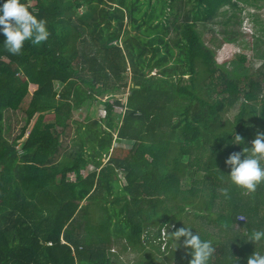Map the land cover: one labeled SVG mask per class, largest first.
I'll return each instance as SVG.
<instances>
[{
  "label": "trees",
  "instance_id": "16d2710c",
  "mask_svg": "<svg viewBox=\"0 0 264 264\" xmlns=\"http://www.w3.org/2000/svg\"><path fill=\"white\" fill-rule=\"evenodd\" d=\"M168 1L170 12L180 13L182 0ZM24 2L47 21L49 37L39 46L25 42L12 55L0 35V264H111L109 248L119 238L144 250V219L157 227L150 238L159 241L150 246L155 255L160 229L173 227L167 256L159 260L144 250L138 264L171 257L188 264L183 238L171 235L184 225L213 242L209 264H247L254 251L264 253V243L242 240L245 232L264 230V182L253 192L242 189L224 163L264 132V78L217 65L194 28L237 0H192L181 21L174 14L172 27L163 6L148 12L144 0ZM83 5L92 15L78 14ZM128 68L132 82L123 102L114 92L125 89ZM93 101L103 106V124L90 117L75 122L78 146L61 157L72 112ZM235 104L236 113L225 118ZM16 122L21 126L13 131ZM232 130L243 144H229ZM123 140L132 144H113Z\"/></svg>",
  "mask_w": 264,
  "mask_h": 264
},
{
  "label": "rangeland",
  "instance_id": "374dc122",
  "mask_svg": "<svg viewBox=\"0 0 264 264\" xmlns=\"http://www.w3.org/2000/svg\"><path fill=\"white\" fill-rule=\"evenodd\" d=\"M148 1L147 4L143 6L142 10H145L146 7L148 8V12L152 6H155L157 11L161 10V7L163 6L164 17L163 19L166 21V23L169 24L170 27H172V22L174 20V14L178 16V19L175 21L179 22L183 19L185 16V13L187 14L192 0H182V6L180 9V13H177L176 11H172L171 8H169V1L165 0V4H162V1L159 0V2H155V0H144ZM33 3V1H32ZM181 1L175 2V4L179 5ZM234 5L225 6L224 8L220 9L218 15L216 14L212 20L208 22H202L197 21L194 22V28L199 33L201 40L206 43V46L213 52L215 63L219 66L223 65L226 71L232 73L234 71V67H238L241 69H250L252 76L255 80L259 81L264 78V0H237V2L233 3ZM146 6V7H145ZM90 9L85 5L83 7H80L77 9L78 14L86 13L88 15H92L90 12ZM97 9V8H96ZM88 10V11H87ZM94 10V9H93ZM222 10H226V13L221 12ZM191 23L192 20L188 19ZM113 24V21H112ZM124 24L125 28L128 29L129 34H133V31L130 29V20L125 16L124 17ZM171 32L165 37H169L168 40L173 38V35L175 31L171 28ZM113 43H117L120 45L121 43L119 41H114ZM238 55H241V59L239 60ZM244 65V66H243ZM156 70H153L151 74L155 73ZM127 77L124 76V79L122 82H126V87L124 90H118L114 92V97L120 98L123 102L126 101V97L128 95V87L131 85L132 79L130 68H128ZM126 77V78H125ZM187 78V76H184ZM186 80V79H185ZM82 89H85L87 87L83 83L79 82ZM100 85V83H97L96 86ZM62 86L61 83H57L55 85V89L59 90ZM85 86V87H84ZM120 91H122L120 93ZM113 93V92H112ZM27 98V97H26ZM105 96L102 97L104 99ZM89 102V101H88ZM115 112H123V108L119 106H114ZM237 111V104L232 106V108L228 109L227 114L225 115V118L231 119L233 115ZM118 114V113H117ZM11 116H20L19 113L12 114ZM103 114V106L95 101L90 103L89 105L81 106L79 109L74 110L72 112L71 118H70V126L69 130L60 138L62 139V143L64 146V149L62 150L64 153L62 154L67 156L69 154L70 150H74L77 148L79 143V138L76 130L77 124L75 122H81L82 124H86L90 121H87L85 118L90 117L89 120H99L102 124V117ZM104 118V117H103ZM120 120H118V124ZM115 122V120H114ZM21 124L19 122H16L14 124L13 131H16L18 127H20ZM103 128V125H102ZM82 129V128H81ZM117 130V128H116ZM116 130H111V133L113 135V139H116ZM118 144L122 147H128L132 144L131 142H127L125 140L118 142H113V144ZM86 147H84L85 150ZM23 152L18 151V155L22 154ZM91 153L90 149H87V151L84 153V157H87L88 154ZM103 157V156H102ZM107 158V157H106ZM106 158H100L102 162L106 160ZM94 167L92 164H88V172L90 170H93ZM81 173H86L81 172ZM122 172H117V176L120 178L123 177ZM69 180H73L74 177L68 176ZM98 193V192H97ZM98 195H104L103 193H98ZM150 197V196H149ZM149 197H145V199H149ZM155 198V197H154ZM151 199V197H150ZM149 199V200H150ZM88 202L87 199H84L81 204H86ZM149 204V202H147ZM118 206V205H117ZM171 206V205H170ZM168 206V207H170ZM145 206L143 205V209ZM96 209V208H94ZM90 208V210H94ZM99 212L101 213L100 209ZM98 212V213H99ZM97 213V215H98ZM261 213H264L261 211ZM96 213H90V216H95ZM145 214L141 216L142 218H145ZM121 218L126 217V213H122L120 215ZM189 219L191 220V223L199 224L202 223L198 222L199 220H196L193 218V216L189 215ZM240 216L239 218H241ZM147 222V227H144L142 229V232L140 234L139 239V245L144 246V250L150 251L154 257H158V259H164L165 256L168 254V250L166 249V241H161L160 244V253L159 255H155L153 249L150 248L152 244H157L158 239L154 241L150 240L152 234L157 229V227L150 225V221L147 219L143 220ZM236 226V225H235ZM171 227H168L171 231ZM165 229V227H162ZM161 228V229H162ZM209 232H215L216 229H208ZM84 234V231H81ZM93 232V231H92ZM147 232H151L149 236L146 237ZM95 233V232H93ZM162 235V231H160V236ZM161 240V238H160ZM166 240V238H165ZM164 242V243H163ZM116 244H113L111 248H109V256L112 257L111 264H138L137 257L142 255L144 253L143 251H140L134 247H132L131 244H129L126 240L119 238V241L116 240ZM125 248V250H124ZM115 258V259H114ZM144 260V259H143ZM149 260V259H148ZM154 262H157L154 260ZM158 263V262H157ZM164 264H181L180 261L177 258L171 257L168 261L163 262ZM139 264H151V262H140Z\"/></svg>",
  "mask_w": 264,
  "mask_h": 264
},
{
  "label": "clouds",
  "instance_id": "9594fccd",
  "mask_svg": "<svg viewBox=\"0 0 264 264\" xmlns=\"http://www.w3.org/2000/svg\"><path fill=\"white\" fill-rule=\"evenodd\" d=\"M0 35L4 37L3 48L12 55H19L25 42L39 46L48 39L49 31L47 21L39 17L24 0H0ZM230 133L232 139L229 144L244 143L241 135L233 130ZM262 161H264V132H257L250 147L245 146L226 157L224 163L230 168L229 180L232 184L249 192L255 191L257 185L264 182ZM171 235L175 242L183 238L182 245L191 257L188 264H209V259L215 251L211 240L202 239L191 227L185 225L177 228ZM242 240L252 241L255 245L264 243V230L245 232ZM247 264H264V253L254 251L247 258Z\"/></svg>",
  "mask_w": 264,
  "mask_h": 264
},
{
  "label": "built area",
  "instance_id": "2783aa9c",
  "mask_svg": "<svg viewBox=\"0 0 264 264\" xmlns=\"http://www.w3.org/2000/svg\"><path fill=\"white\" fill-rule=\"evenodd\" d=\"M160 231H162V235L160 236V238H161L162 241L165 242V241H166L165 238H166V234H167V232H168V229H166V228L163 229V228H162V229H160ZM164 242H163V243H164Z\"/></svg>",
  "mask_w": 264,
  "mask_h": 264
}]
</instances>
